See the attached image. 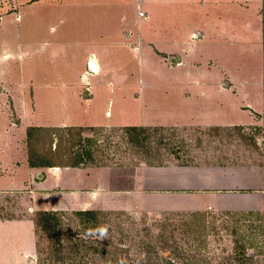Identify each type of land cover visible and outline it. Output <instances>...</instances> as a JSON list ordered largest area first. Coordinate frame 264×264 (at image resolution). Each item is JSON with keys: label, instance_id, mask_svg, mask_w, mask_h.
<instances>
[{"label": "crops", "instance_id": "obj_1", "mask_svg": "<svg viewBox=\"0 0 264 264\" xmlns=\"http://www.w3.org/2000/svg\"><path fill=\"white\" fill-rule=\"evenodd\" d=\"M128 3L134 6L133 23L130 28L123 27L119 34H113L116 42L109 41L106 45L112 50L124 48L137 60L140 69L146 67V73L153 72L151 68L156 66L163 71L156 72L157 78L168 77L167 81L175 87L178 108L177 103L172 110L159 106L160 111L156 112L154 101L138 99L135 92L131 99H120L121 106L115 110L110 106L112 99H93L100 87L112 95L125 80L116 82L118 76L114 74L118 70L106 62L109 52L97 47L105 45L103 27L83 23L80 16L87 12L90 21L98 15L97 8H125ZM36 4L34 11L25 9L22 17H9L7 21L14 26L12 20L19 25L31 14L38 15L40 34L32 35L34 28L29 27L25 36L18 25L12 39L8 32L14 28L7 27V31L0 33L4 45L0 47V66L6 72L2 77L7 84L5 93L12 88L21 93L29 90L26 99L33 100L37 114L26 127L124 131L155 125L170 130L167 127L198 124L205 126V131L239 136L247 130L252 134V137L246 135L249 149L256 150L254 146L260 145V139L256 143L253 138L264 136V0H65V8L69 7L72 13L73 26L69 33L75 32L74 26L76 32L92 31V36L86 38H74L62 31L63 5L39 0L30 6ZM176 7L187 10L184 18ZM166 11L168 21L178 25L185 21V25H180L185 27L183 31L156 20L159 12ZM104 14L99 16L100 20ZM121 23H126V19L122 17ZM96 31H100L97 37L93 35ZM169 34L179 36L171 38ZM70 48L72 59L79 58L76 69L62 60L63 53ZM145 48L148 52L143 51ZM92 59L95 70L88 64ZM11 63L18 64L15 68L19 77L12 78L14 81L7 77ZM239 70L240 79L245 82L232 84L229 89L239 91L240 99H220L223 90L226 91L221 72L232 74ZM133 74L128 72L130 78ZM142 82L141 79L137 82L139 89L144 88ZM243 95L245 99H241ZM66 99L73 103H64ZM21 101L25 108L27 100ZM27 133L25 129L21 138L15 139L14 147L13 140L7 137V148L0 134V168L10 163L6 173L5 169L0 171V193L19 191L23 196L18 204L24 212L21 218H0V244L10 247L3 253L1 264L18 263L29 254L33 212L214 211L216 215L250 214L264 218V150L250 163L227 161L220 155L222 158L210 164L183 158L158 160L157 156L156 162L140 160L133 165L82 162L32 166L28 159Z\"/></svg>", "mask_w": 264, "mask_h": 264}, {"label": "rangeland", "instance_id": "obj_2", "mask_svg": "<svg viewBox=\"0 0 264 264\" xmlns=\"http://www.w3.org/2000/svg\"><path fill=\"white\" fill-rule=\"evenodd\" d=\"M38 1L0 0V26L3 25L0 33L7 31V27L8 29L9 27L14 28L12 32H8L9 38L12 39L14 31H17L18 28H21L27 36L28 28L32 29L33 27L34 30L30 33L36 36L40 34V25L36 17L38 15L31 14L30 17L22 19L23 21L19 25L17 24L18 28L13 20L14 26H10L7 21L9 17L12 19L22 17L23 11L28 8L33 9L38 3L30 5ZM48 1H51L52 4L56 2L57 6H64L63 3H65V0ZM38 7L40 6L38 5ZM176 8V11L180 12L184 18V13L187 10L183 7ZM103 10L97 8L95 11L98 15H95V19L91 18L90 21H88L89 14L87 12H84L80 17L83 23L91 22L95 28L103 27L104 30L101 31L104 32L102 38L105 45L97 47L109 52L106 62L122 73L121 76L118 71H115L114 75L118 76L116 82L120 83L122 78L125 82L123 81L119 91L112 95L100 87L93 99H112L110 106L115 110L121 106L120 99H131L132 93L135 92L138 99L154 101L153 104L156 106L154 111L156 112L160 111L159 106L168 110L174 109L177 103V99L174 98L175 87L170 81H167V76L163 80H158L156 75V72L163 71L158 70L159 68L156 66L151 68L153 72L146 73V67L142 66L143 69H140L137 60L124 48L116 46L117 48L112 50L106 45L109 41L116 42L113 39V34H119L121 28L131 26L134 18V6L128 3L125 8L108 7ZM104 12V19L100 20L99 16H103ZM71 14L69 7H62L60 16L62 21L64 20L62 31L67 33L73 26ZM168 15L167 11L166 13L159 12L156 15V20L159 19L162 21L159 23H163L167 27L176 28L185 25L183 24L185 21H181L182 18L180 25L175 24L173 20L168 21ZM122 17L126 19V23H121ZM58 23L60 24V21ZM102 23L104 26L101 25ZM73 29L75 32L69 34L74 38L75 36L80 38L92 36V31L80 30L76 32L75 26ZM99 32L96 31L93 35L97 37ZM71 35H68V40H71ZM168 36L174 38L179 35L169 34ZM3 46L0 42V47L3 48ZM143 51L148 52V49L145 48ZM72 55L73 51L70 48L63 53L62 60L66 65L76 69L79 67L77 66L79 58L72 59ZM71 59L74 63L73 66ZM210 64L213 65L212 62ZM16 65L18 64L11 63L12 70L7 73V77L11 80L19 77ZM140 70H142V74ZM130 71L134 73L131 78L128 76ZM5 73L0 66V134L5 139V143H7L5 148H7L9 139L6 138L13 140L11 145L14 147L15 139L21 138L25 129H30L26 126L37 114L33 110V100L26 99V95L30 96L29 90L21 93V90L11 87L12 89L5 93L4 89L7 84L2 78L5 77ZM221 74L222 85L226 91L223 90L220 99H238L240 92L232 90V88L229 89V87L232 84L237 86L239 82H245L240 79L242 71H232V74L222 71ZM99 79L101 82L103 81L102 78ZM139 79L143 81L144 88L137 87ZM89 98L90 96L86 97V99ZM245 98L246 96L243 95L241 99ZM22 99L28 102L25 108H23ZM66 100L67 102H64L66 104L73 103L70 99ZM178 105L179 103H177V108ZM157 127L162 126H150L136 137L131 135L133 133L129 135L126 131L119 129L36 128L30 130L29 138L27 136L28 159L33 158L34 162L59 165L75 164L78 160L97 165H133L140 160L150 163L156 162L155 158L159 157L158 160H161V157L162 159L166 157L171 160L172 158H183L210 164L216 163L218 159L222 158L220 155H223L227 161L250 163L258 159L257 154L259 153L261 156L264 150V136L262 135L253 138L256 143H259L260 139V145L254 146L257 149H249L247 136L252 137V134H248L250 132L247 130L244 134L240 133L239 136L216 130L205 131L206 127L198 124L164 126L170 130H162ZM3 165L4 168L1 167L0 171L5 169L6 173L10 163ZM22 196L19 191L0 193V218L14 216L21 218L24 212L20 211L21 207L18 203ZM33 213L31 216H34V227L32 225V230H34L30 252L18 260V263L13 264H264V218L253 217L250 214L216 215L214 211L178 214L166 213V210H159L154 214L147 213V211L125 214L107 211L96 212V217L91 218L79 216L78 212H51L56 214L57 218L58 225L54 230L55 220H52L48 224L49 226L44 229L37 225L36 221L40 212ZM9 250L10 247L5 248L4 244H0V264L3 253ZM4 264L9 263L5 262Z\"/></svg>", "mask_w": 264, "mask_h": 264}, {"label": "trees", "instance_id": "obj_3", "mask_svg": "<svg viewBox=\"0 0 264 264\" xmlns=\"http://www.w3.org/2000/svg\"><path fill=\"white\" fill-rule=\"evenodd\" d=\"M36 128H32V129H29L28 130V133L30 132V130H34ZM146 129H142V128H127L125 129L124 131H126L127 134H131V135H134L135 137L139 135L140 132H144ZM27 133V136L29 138V134ZM131 137V136H129ZM29 163L30 165L32 166H36L37 164H40V165H53L52 163H41V162H34L33 161V158H29ZM82 163L81 161H77L75 164H72V165H78ZM71 165V164H70ZM77 213V212H76ZM79 216H88V217H91V218H94L96 217L97 213L94 212V211H84V212H78ZM40 217V218H39ZM39 217L38 219L36 220L37 221V225H40L42 226L44 229L47 228V226H49L48 224L52 221V220H55L56 221V225L53 226V229L56 230V227H57V218H56V214L54 213H51V212H40L39 213Z\"/></svg>", "mask_w": 264, "mask_h": 264}, {"label": "bare ground", "instance_id": "obj_4", "mask_svg": "<svg viewBox=\"0 0 264 264\" xmlns=\"http://www.w3.org/2000/svg\"><path fill=\"white\" fill-rule=\"evenodd\" d=\"M88 64H89V66H90L91 68H93L94 70L96 69L95 61H89Z\"/></svg>", "mask_w": 264, "mask_h": 264}]
</instances>
